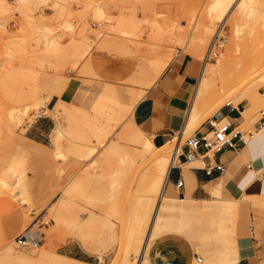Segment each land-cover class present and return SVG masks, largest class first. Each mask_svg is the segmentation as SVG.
<instances>
[{
	"label": "rangeland",
	"instance_id": "374dc122",
	"mask_svg": "<svg viewBox=\"0 0 264 264\" xmlns=\"http://www.w3.org/2000/svg\"><path fill=\"white\" fill-rule=\"evenodd\" d=\"M208 2L0 0V178L10 181V165L18 163V167H11L18 168V173L23 171L30 197L27 203L16 199L0 181V250L5 241H16L18 235L32 228L42 233L41 245L29 246L32 249L43 248L94 263L137 264L136 256L143 248L156 205L153 196L140 205V195L160 157L137 137L143 130L151 133L145 121L139 125L135 120L137 104L142 106L153 99L160 79L173 71L178 82L167 92V100L173 113L176 104L180 105L179 113L185 119L205 62L209 68H216L221 58L226 65L225 70L208 76L210 83L219 86L216 92L210 91L216 100L225 93L222 84L229 72L241 63L243 67L249 65L246 69L254 68L252 63L264 52V5L254 8L237 32L230 17L225 23L214 21L215 26L206 18L214 31L210 30V36L205 34L200 45L194 43L198 39L195 27L205 16ZM95 5L103 8L104 16L96 17ZM222 26L227 41L215 59H208L211 42ZM86 35L87 40L91 37L94 41L90 53L83 55ZM245 54L257 57H251L254 60L249 63L251 55L245 58ZM242 55L246 60L242 61ZM96 57L129 59V74L113 80L104 78L96 70ZM167 58L168 65L155 78L158 64ZM249 78L254 83L231 98L233 105L244 99V94L252 99L255 93L264 92V67L250 73ZM43 95L48 97L42 100ZM37 100L39 104L32 105ZM158 103L155 113L164 114L167 102ZM26 104L27 113L19 111L20 118L11 117V111ZM215 105L201 112L180 140L178 164L183 167L203 165L183 161L182 146L203 123L216 117L221 107L216 109ZM263 109L264 100L253 107L250 118L258 120ZM151 116L152 111L147 110L143 118L148 121ZM58 126L64 132L59 145L66 155L60 157L54 156L52 140V130ZM240 127L246 139L251 137L249 132L257 133L249 120L242 121ZM176 134L156 135L171 140ZM172 150L169 145L162 155ZM262 168L256 166L250 180ZM259 181L264 186L260 173ZM226 197L235 203L245 196L230 191ZM249 201L253 206H264L262 195L252 194ZM256 215L253 207L249 218L261 237L264 220L259 225ZM191 222L195 230L214 231L203 217ZM130 225L135 226L134 233H126ZM158 231L157 222L153 237ZM206 241L216 247L222 245L219 238H202L196 247L205 260ZM16 244V250L24 249Z\"/></svg>",
	"mask_w": 264,
	"mask_h": 264
},
{
	"label": "crops",
	"instance_id": "0c3cea01",
	"mask_svg": "<svg viewBox=\"0 0 264 264\" xmlns=\"http://www.w3.org/2000/svg\"><path fill=\"white\" fill-rule=\"evenodd\" d=\"M95 67L104 78L111 80L127 76L131 69L129 59L107 57H96ZM177 82L176 72L173 71L160 79V86L153 91L154 98L142 106L139 103L136 106L134 116L138 124L145 121L148 130L155 134L181 132L185 119L179 113L180 105L176 104V112L173 113L167 100V92H171ZM157 100L167 102L164 114L155 113ZM232 102L234 101L230 100L222 105L216 118L228 120L232 132L240 131L246 142L235 134V146L224 148L203 160L200 157L205 154L206 149L200 148L199 156L190 162L185 157L188 147L182 146L183 161L186 160V163L203 164L204 161L207 166L216 162L224 165V171L214 170L208 173L204 164L189 167L184 164L183 167V164H178V156L176 164L170 168L166 182V196L169 199L164 201L159 218L154 220L141 264H148V261L149 264H202L205 259L202 257L203 260L198 261L200 252L196 246H200L202 238L210 239L212 236L219 238L222 245L216 247L212 241H206L203 246L207 257L203 264H264V230L261 237L257 236L256 228L249 218L250 210L256 207L259 225L264 220V206H253L249 201L252 194L264 196V186L260 184L259 177L255 176L250 180L256 166L264 167V116L261 114L255 121L250 118L249 108L253 101L249 97L234 105ZM228 103L231 105L228 106ZM162 105L163 103L160 106L164 107ZM147 110L152 111L151 120L148 121L143 118ZM248 120L253 122L257 133L253 135L249 132L251 137L246 139L240 125L242 121ZM208 130L210 126L205 122L194 134ZM182 136L183 134L181 138ZM157 139L166 140L159 137ZM179 178L184 180L182 187L177 186ZM230 191H236L245 197H240L239 202H231L226 197ZM198 217L205 218L214 231L195 230L191 221ZM157 222L159 231L153 237ZM7 237L8 235L5 236Z\"/></svg>",
	"mask_w": 264,
	"mask_h": 264
},
{
	"label": "bare ground",
	"instance_id": "6f19581e",
	"mask_svg": "<svg viewBox=\"0 0 264 264\" xmlns=\"http://www.w3.org/2000/svg\"><path fill=\"white\" fill-rule=\"evenodd\" d=\"M260 5H264V0H209L208 5L206 7L207 9H205L206 10L205 16H203L202 18L200 17V19H199L200 22H199V24H197V27H195L196 28L195 29L196 36L198 37V39H196V42H194V43L200 45L205 34L208 33V35H209L210 30H212V32H210V33H213L214 29L210 28V27H212L213 25L214 26L216 25V24H212L216 20H219L222 22L224 21V23H225V21L230 17L231 18L230 21H231V24L233 26V30L235 32H237L240 24L243 23L244 21H246L247 17L252 12V10L254 8L260 6ZM234 6H235V8L232 12V9ZM93 9H94L93 12L96 15V17L100 18V17L104 16V10H102L103 8L95 5V8H93ZM206 18L211 22L212 26H209L210 23H206ZM67 25H68V23H67ZM87 30H88V28H87ZM87 37L88 36L86 35V40H87ZM92 40H93V38L89 37V40L86 41L87 47L85 48L83 55L86 53L87 54L90 53L89 51H91V45L94 41V40L93 41ZM246 55H248V56L251 55L250 57L247 56L248 57L247 62H249V63H252L253 60L257 57L256 55H253V54H245V58H246ZM253 56H255V57H254V59L251 60V57L253 58ZM242 57H244V56L243 55L241 56L242 61L246 60L245 58H242ZM256 59H255L256 61L254 60V63H256V65L254 66V63H252L254 68H252V66H251V69H249V67H248V69H246V66H249V65H246L243 67L242 63H241V66L237 70L232 69L229 72L227 80L222 84V88H223V90L225 89L224 90L225 93L222 97H220L219 99H216V100L212 97L213 95H212V93H210V91L216 92L217 89L219 88V86L216 82L210 83L208 81V76L215 75L219 71L225 70L226 65H225V62L221 58L217 60L218 66L216 68H209L208 62H205L204 66L201 69V74H200L198 83L196 85L194 98H193L191 105L189 106V108L187 110V117L184 120L185 122L182 126L181 132H178L176 135H174L171 140H162V141L157 139V135L155 133H153V132L147 133L145 130H143L141 132V134H139V136H137V137L142 138V143L144 144L145 147H148V148L152 147V149H154V151H155V154L160 155L157 164L152 168L151 171H149L148 178L146 181V186L143 190V193L140 195L143 198L139 202L140 205L144 204V200L148 196L154 197L156 205H155L154 213L152 216V220H151L150 225H149L148 230H147V235L145 237V242H144L143 248H142L140 254L136 256V258L138 259L137 264L142 263V259L145 255V249L148 245V237L150 236V231H151L152 225L154 223V220L159 218L160 208L164 205V201L169 199L168 196H166V192H167L166 191V189H167L166 188L167 187L166 182H167V178H168L170 168L174 164H176V161L178 159V157H177L178 153L181 152L180 151L181 147H180V143H179L180 140L182 139L181 134L184 135L186 132H188L190 130L191 126L197 120V118H199L198 115H200L201 112H204V111L210 109L212 104L214 105L216 102L215 107L217 109L223 105V103H224L223 100L225 102L232 100L231 98H233L236 95H239L248 85H252L254 83V81L250 80L249 74L257 72L258 69L264 67V52H263V54L260 53V55H258V57ZM168 63H169V58H167L165 60L163 59L160 64L157 63L159 67H158L157 72L155 73L156 74L155 78L160 77L159 75L161 73H163L162 71H164V69L166 68ZM243 65H245V64H243ZM156 67H157V65H156ZM47 97H48V95H43V97L41 99L43 100L44 98H47ZM225 97H229V100L225 99ZM245 97H249V96H246V94H244L241 98H245ZM226 100H228V101H226ZM263 100H264V93H260V94L255 93L253 98H252L253 105L249 108V111L252 112L253 107H255L256 104L262 102ZM38 104H39L38 100L34 101L32 103V105H38ZM28 109H29V105L26 104V105H24L23 108H21L19 110L11 111V117L12 118L19 117L18 116L19 111H21L23 113H27ZM201 115H202V113H201ZM234 131L232 133L233 135L236 133ZM12 134H15L14 131ZM63 134H64L63 129L60 126L54 127L52 130V140H53V146L55 149L54 150L55 151L54 156H56V157L66 156L65 154H62V150H61L60 145H59L60 136H62ZM171 141H177V144L179 143L178 146H174V144H172ZM33 143H35V142H33ZM38 144H40V143H38ZM169 145L173 146V150L171 152H168V153L162 155V152L164 151V149ZM127 153H130V152H127ZM140 156L142 159H144V154L142 151H141ZM187 162H190V161H187ZM10 164H11V162H10ZM17 164L18 163H16V165ZM11 165H10V169H9L12 171L11 174H9L11 176V180L9 181V178L7 180V178L1 177L0 181L3 183V185L8 187V189L12 192V196H14L16 199H18L22 202L27 203L30 201V199H29L30 197L28 196V194H27L28 192L26 191L27 186L25 185V177L23 176V173H22L23 171L21 173H18L19 172L18 168L15 170V168L18 166H16L14 164L15 166H13V165L12 166L15 168H13V167H11ZM12 169H14V170H12ZM259 172L257 174L258 177H259ZM5 174L7 175V173H5ZM6 175H5V177H6ZM139 204H138V206H139ZM104 225L105 224L102 225L103 229H104ZM134 228H135L134 225H132V226L130 225V227L128 228L129 230L126 233H134L135 232ZM123 235H124V233H123ZM121 237H122V235H121ZM15 242L16 241L10 240V239L8 241H5V245L2 247V250H0V264H71V263H68L67 259L74 260L77 264H101V263H94V262H90V261H86V260H81V259H78L75 257H70V256L63 254V253L48 251V250H45L43 248L37 250V248L32 249L30 247H28V248L23 247L24 249H21L22 251H20V250L18 251V250H16V247L14 245ZM124 264H126V262Z\"/></svg>",
	"mask_w": 264,
	"mask_h": 264
},
{
	"label": "built area",
	"instance_id": "2783aa9c",
	"mask_svg": "<svg viewBox=\"0 0 264 264\" xmlns=\"http://www.w3.org/2000/svg\"><path fill=\"white\" fill-rule=\"evenodd\" d=\"M223 27L224 26L219 28V31L211 42L207 56L208 59H215L219 54V50L227 41L225 35L222 34ZM227 105L230 106L231 103H228ZM261 114L264 116V110L261 111ZM207 123L210 126V130L194 134L185 141L184 145L188 147V151L185 154L187 161L195 160V158L199 156L200 148L206 149L205 154L200 157V159L203 160L206 156L211 157L215 152L221 151L224 148L235 146V134L239 135V138L246 142L243 139L244 135L240 131H237L234 135L232 134L231 124L228 120H218L216 117H213L212 119H209ZM203 164L208 173H212L214 170L219 172L224 171L223 164L213 162V164L206 166L204 161ZM259 173L264 177V167ZM183 182L184 180L179 178L177 186L182 187ZM16 242L20 247L24 248L29 246H39L42 243V233H40L39 230H33L32 228L27 229L24 233L16 237ZM202 260V256H199L198 261L201 262Z\"/></svg>",
	"mask_w": 264,
	"mask_h": 264
}]
</instances>
